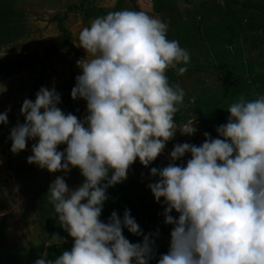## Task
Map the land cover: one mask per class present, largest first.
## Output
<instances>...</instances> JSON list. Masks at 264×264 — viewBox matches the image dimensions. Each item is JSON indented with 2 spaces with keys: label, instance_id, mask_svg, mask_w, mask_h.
Returning a JSON list of instances; mask_svg holds the SVG:
<instances>
[{
  "label": "clouds",
  "instance_id": "1",
  "mask_svg": "<svg viewBox=\"0 0 264 264\" xmlns=\"http://www.w3.org/2000/svg\"><path fill=\"white\" fill-rule=\"evenodd\" d=\"M167 31L159 18L125 9L97 17L79 32L85 56L77 61L81 74L70 95L86 101L83 119L57 106L55 87L42 86L34 100H23L24 122L10 129V151L18 154L35 140L29 164L50 173L78 168L83 177L75 188L63 175L50 183L48 201L73 244L34 264H149L154 257L150 234L138 243L124 236L125 228L142 235L129 209L122 217L113 211L107 222L100 216L107 188L126 180L137 159L147 167L177 129L188 136L197 131L194 116L181 125L174 120L185 92L166 73L183 75L187 67L178 65H187L190 56ZM226 110L217 138L204 132L199 146L177 143L167 166L149 170L158 179L147 187L156 202L163 198L164 223L173 225L169 249L157 264H264V95H241ZM0 123H8L7 110ZM60 145H66L63 151ZM185 154L186 163H175Z\"/></svg>",
  "mask_w": 264,
  "mask_h": 264
},
{
  "label": "rangeland",
  "instance_id": "2",
  "mask_svg": "<svg viewBox=\"0 0 264 264\" xmlns=\"http://www.w3.org/2000/svg\"><path fill=\"white\" fill-rule=\"evenodd\" d=\"M114 1L84 0L82 6L103 4L110 7ZM173 1L174 8L183 6L182 1ZM79 2L80 0H0V27H3L0 28V79L7 78L0 83V113L8 110L5 108L6 100L14 97V93L19 95L20 100L14 104L19 107L25 98L34 100L35 94L42 86L55 87L56 81L53 75L55 72L58 76L57 82L61 84L60 89L55 88L61 96V102L57 106L66 114L76 115L78 119H83L87 114L86 101L73 100L70 95L76 83L75 77L81 74L77 61L85 56V51L78 47V34L84 27L90 26V22L94 19L90 17L83 21L81 10L69 11V5L76 8ZM194 2V15L198 17L194 22L195 24L197 22L200 28L199 31L193 29L191 33L195 40L200 36L205 41L204 44L208 46V51L214 59L215 69L211 77H208L207 84L191 92L193 94L190 98L191 102L185 94L183 104L178 106L183 110L184 115L195 117L194 105L192 104L191 109L185 106L188 102L192 103L199 94L206 98V101L201 103V114L198 113L204 119L195 123L197 131L191 136H179L178 143L187 142L199 146L205 139L203 133L208 130L206 128L214 129L211 121L220 120L222 115L228 112L225 107L220 108V105L228 101L227 107H229L241 95L249 99L258 96L255 90L256 84H252L251 81H256L258 84L261 82L254 80L250 75L254 74L251 69L264 75V69L260 68L263 57L259 54L260 44L253 36L256 34L264 41V30H261V26L264 28V0H220V6L216 0H201L198 4L196 0ZM122 4L123 8L109 10L111 12L125 9L143 11L142 8L140 10L135 8L133 0H122ZM231 8L235 9L233 17L238 23L232 31H229L225 18H231L229 16ZM221 17L224 21L220 20ZM58 22L70 33L69 43L59 50L49 49L46 53L47 46L62 39ZM19 30L22 31L21 35ZM228 34L231 35V44L226 45L223 40ZM29 59L31 62H27ZM172 70L169 69L166 73L167 76L169 75V82L173 85L179 84L183 90L188 87L186 77L170 76ZM174 76L179 82H176ZM24 93L26 97L22 98ZM227 96L230 97L227 99ZM15 108L17 111L20 110ZM23 117L19 114L16 119L20 120ZM15 125L6 124L2 128V133L0 132V140L4 135L5 144L2 151L4 163L10 165L13 177L12 181L8 174L7 179L10 183L6 182L5 178L0 179V264H34V261L45 253L46 258L55 259L58 255L53 251L54 248L58 249L65 244L73 243V239L58 223L54 209L48 201L50 183L56 176L63 175L69 188H75L82 183L83 177L78 168H72L67 174L50 173L35 164H29L26 158L32 152L28 150L13 154L10 151L9 134L10 129ZM35 142L28 140L26 147H30L29 145ZM173 146L170 147L171 150ZM65 147L66 145H60L58 150L63 151ZM189 158L190 154H185L175 163H186ZM170 162L169 157L165 156L156 158L147 167H141L138 166L137 159L135 164L130 166L127 179L121 182L127 186L128 180L134 181L131 190L143 194L156 209V218L162 228L173 225L164 223L163 198L161 202H156L147 185L158 179L150 177V168H162ZM170 214L177 218L179 215L174 210ZM160 227L157 228L152 221H149L146 232L168 251L170 236L164 235Z\"/></svg>",
  "mask_w": 264,
  "mask_h": 264
},
{
  "label": "trees",
  "instance_id": "3",
  "mask_svg": "<svg viewBox=\"0 0 264 264\" xmlns=\"http://www.w3.org/2000/svg\"><path fill=\"white\" fill-rule=\"evenodd\" d=\"M84 0H80V2L77 4L76 8L72 7L69 5L70 9L69 11H77V10H81L82 11V20L86 21L88 18L93 17L94 19L103 15H106L108 12L111 11H106L103 8L97 7V6H93V5H89V6H82ZM220 1V0H219ZM158 3L155 4L154 8H163L164 9V16L168 17L170 21H172V19L174 16V11L176 8H174V1L173 0H158ZM231 10V14L229 15L231 18L227 17L225 18V22H227L226 26H227V30L232 31V29L235 28V25L238 23L237 19L233 17L234 13H235V9H230ZM220 20H223V17H221ZM195 21V20H194ZM193 21V24L190 27H184L183 28V48L185 50H187L188 52H195L196 55H198V57L196 56V59H190L189 63L187 65H178V67H187V71L183 74V75H178L177 71L175 69L172 70L171 75H177L178 77L184 78L186 77V81L189 83L188 87H186L184 89V92L187 96V98H192V91L199 89L198 87L204 84H207V80L208 77H211V74L213 73V70L215 69V64L214 62L211 60L210 57H207L206 54H208V46L204 44L203 39L199 36L198 40H195L193 38L192 35V31L193 29H197V31H199V24ZM233 22V23H232ZM58 29L60 31V33L62 34V39L59 42H54L52 43L49 47L47 46L45 48L46 53L49 52V49H54V50H59L62 47H64L65 45H67V43H69L70 40V33L68 32V30L63 27V25L58 22L57 23ZM261 30L263 28V26H261ZM3 28V27H0ZM19 29V27H18ZM19 34L22 33L21 30H19ZM168 34V31H167ZM21 35V34H20ZM252 35V33H251ZM256 42H258L260 44V47H263L264 45V41L259 39L258 36L256 34H253ZM230 38L231 35H227V37L223 40L225 42L226 45L231 44L230 42ZM2 43V41H1ZM231 49H233L231 47ZM31 59H29L27 62H31ZM262 66L260 68L264 69V55L262 57ZM260 61V62H261ZM30 64V63H29ZM253 73H251V77L254 78V80H258L259 82H261V84L256 83V81H251L252 84H256L255 85V90L257 92V95H264V75L261 72H255L254 69ZM258 71V70H257ZM169 76V75H168ZM175 77V76H174ZM176 78V77H175ZM176 82H179V80L176 78ZM185 82V81H184ZM189 88V89H187ZM248 89V88H247ZM204 96V95H203ZM201 97V95L199 94V96H196V98L194 100H192L193 102L191 103V105H194V108L197 110V113L201 114V103L204 102V100L206 101V98ZM230 96H227V99ZM204 98V99H203ZM227 102H225V104L220 105V108H228L227 107ZM192 105V106H193ZM193 107H190V109ZM227 112V111H226ZM221 115V113H220ZM201 116V115H200ZM229 116V113H225V115L223 114L222 117L220 118V120L216 121L217 119H215V121H211V124L214 126V129L211 130L210 128H206L208 129L206 132H208L211 137L213 138H217V132H216V127L224 124L227 122V117ZM202 117V116H201ZM202 119H204V117H202ZM174 120L177 123V125H181L183 123L186 122L187 117L184 114H178L176 113L174 116ZM138 166L140 165L141 167H143V165L140 164L139 160H138ZM135 164V163H134ZM132 164V165H134ZM145 167V166H144ZM133 180H128L127 181V186L125 184H122L121 182L111 186L109 188H107L106 190V194H107V200L104 202L103 205V209H102V213L100 216V219L102 222H107L108 218L110 217L111 213L113 211H116L118 216L122 217L124 210L127 208L130 210V214L132 217L135 218V221L138 223V225L140 226V229L142 230V235L137 236L134 235L132 233H129L128 230L125 228L123 230V234L124 236L132 243H138L141 242L143 240V235L147 234V226L149 221H152L154 223L155 226L160 227V223L156 218V214L157 211L155 208H153L151 206V204L145 199L143 194H139L138 192H134L133 190H131V187L133 186ZM173 226L169 227V228H161L162 232L164 234H170V231L172 229ZM150 239L154 240L155 243L153 245L154 247V251H155V255L154 257L149 261V264H157V260L160 258V256L162 254H166L167 251L161 247L159 244H157L155 238L153 236H150ZM73 244V243H72ZM72 244H65L64 246H62L61 248H54L53 251L60 256L63 251L65 250H70L72 247ZM63 245V244H62ZM57 256V257H58ZM51 260L50 258H47Z\"/></svg>",
  "mask_w": 264,
  "mask_h": 264
},
{
  "label": "crops",
  "instance_id": "4",
  "mask_svg": "<svg viewBox=\"0 0 264 264\" xmlns=\"http://www.w3.org/2000/svg\"><path fill=\"white\" fill-rule=\"evenodd\" d=\"M157 1L158 0H151L150 3H147L146 0H133V4L135 5V8H138L139 10L142 8L143 12H145L146 14H148L150 16H153V17H156V18H159L164 23H166L167 26H168V34H167L168 39L169 40H177L179 42L180 46L183 48V44H184L183 43L184 35H183V32H182L183 28L184 27H190L193 24V21L196 18H198L197 16L194 15L195 14V10H194V7H193L195 5V2L193 3L194 0H180V1L183 2V4H181L183 6L180 5L181 6L180 8H176L175 9L174 16H173V18H175V19H172V21H170L168 17L164 16L165 12H164L163 8H156V9L154 8V6L157 3ZM196 1H197V4H198L199 1H201V0H196ZM216 2L218 3V5L220 4L219 0L218 1L216 0ZM121 4H122V0H115L113 2L112 6H110V7H107V6L103 5V4L100 5V6H97V7L103 8L106 11H111V10H109L110 8H123V6H121ZM174 30L175 31L177 30V31L175 32ZM171 32H173V35L171 34ZM188 53H189L190 59H196V56L198 57V55H196L195 52H188ZM259 54H261L262 56L264 55V47L263 48L260 47ZM206 56L210 57L211 60L214 62V59L212 58V56H211V54L209 52H208V54H206ZM6 79L7 78H5V77L3 79H0V83H3L4 81H6ZM25 95L26 94L24 93V95H22V98L26 97ZM18 97H19V95L14 93V97L6 100L7 106L5 108L8 109L7 110V116H8L7 117L8 118L7 125L8 126L9 125L11 126L12 124H17V123H23L24 122V117L21 118L20 120L16 119L17 117H19L20 112H19V110L17 111V109L15 107H17L19 109L21 107V106L18 107V106L14 105L17 100H20ZM188 100L191 102L190 98ZM190 102H188V105L185 106V108L190 109V107H192ZM193 110L192 111L194 112L195 118L197 120L196 122L198 123L199 120L202 119V117L197 113V111L195 109H193ZM182 111L183 110L179 108V111L177 113L178 114H183ZM186 117H187L186 122L189 119L192 118V117H189V116H186ZM5 125L6 124L0 123V129H2ZM2 131H3V129L0 132L2 133ZM179 136H181V134L179 132V129H177V132H176L174 138L166 143L164 151L157 158H163L165 156L169 157V153L171 151L170 147H172L175 142H177V143L179 142L178 141L179 140ZM4 144L5 143H4V135H3V137L0 140V179H4L5 178V181L10 183L8 181V179H7L8 174L10 175V176H8L9 179L12 180V181H13V177H12V174H11V171H10V168H9L10 165H8V164L6 165L4 163V156H3V153H2V151L4 149ZM29 146L31 147L32 144L29 145ZM30 147H26L25 150L31 151ZM164 235L170 236V234H164Z\"/></svg>",
  "mask_w": 264,
  "mask_h": 264
},
{
  "label": "water",
  "instance_id": "5",
  "mask_svg": "<svg viewBox=\"0 0 264 264\" xmlns=\"http://www.w3.org/2000/svg\"><path fill=\"white\" fill-rule=\"evenodd\" d=\"M53 75H54V79H55V88H58V89H60L61 88V84L59 83V82H57V79H58V76H57V73H53Z\"/></svg>",
  "mask_w": 264,
  "mask_h": 264
},
{
  "label": "built area",
  "instance_id": "6",
  "mask_svg": "<svg viewBox=\"0 0 264 264\" xmlns=\"http://www.w3.org/2000/svg\"><path fill=\"white\" fill-rule=\"evenodd\" d=\"M147 1V3H150L151 2V0H146Z\"/></svg>",
  "mask_w": 264,
  "mask_h": 264
}]
</instances>
